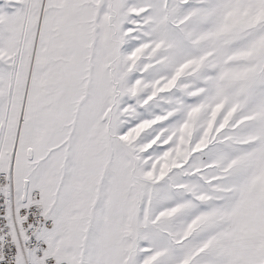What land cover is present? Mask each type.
<instances>
[{"label": "snow or ice", "instance_id": "6c2138e0", "mask_svg": "<svg viewBox=\"0 0 264 264\" xmlns=\"http://www.w3.org/2000/svg\"><path fill=\"white\" fill-rule=\"evenodd\" d=\"M0 264H264V0H0Z\"/></svg>", "mask_w": 264, "mask_h": 264}]
</instances>
